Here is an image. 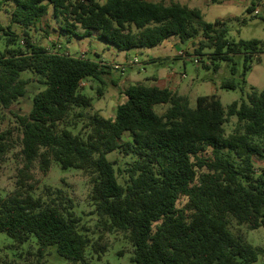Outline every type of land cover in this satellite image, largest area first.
<instances>
[{
	"label": "trees",
	"instance_id": "1",
	"mask_svg": "<svg viewBox=\"0 0 264 264\" xmlns=\"http://www.w3.org/2000/svg\"><path fill=\"white\" fill-rule=\"evenodd\" d=\"M7 2L15 7L12 23L20 25L23 45L14 48L20 35L11 25L0 24L6 37L0 52V108L10 109L26 96L30 81L22 78L23 72L35 73L46 88L34 96L29 114H15L23 167L16 190L0 196V233L17 246L35 237L39 262L52 247L69 264H87L89 247L106 252L105 245L80 227L81 217L62 190L57 191L62 204L34 195L35 167L47 174L57 163L89 176L90 199L101 226L108 233H123L133 247L134 264L256 263L260 249L235 234L231 222L251 231L264 228V171L257 173L254 162L255 157L264 159V90H253L247 100L234 101L228 109L216 95L200 96L193 108L186 96L140 83L125 91L127 102L110 119L93 111L94 100L81 86L83 81L101 80L107 66L51 51L31 32L51 16L62 35L84 39L96 34L120 51L203 34L197 54L212 50L208 56L215 64L234 62V56L243 53L245 73L264 44L230 42L227 21L208 23L200 9L177 2L3 0L0 13ZM236 87L233 81L223 83L226 89ZM161 105L168 106L163 114L157 111ZM232 117L237 126L228 135L225 125ZM15 130H0V170L17 146ZM127 133L130 139L123 141ZM208 150L211 155L206 157ZM117 151L129 159L124 169L108 158ZM182 198L187 202L179 207Z\"/></svg>",
	"mask_w": 264,
	"mask_h": 264
},
{
	"label": "rangeland",
	"instance_id": "2",
	"mask_svg": "<svg viewBox=\"0 0 264 264\" xmlns=\"http://www.w3.org/2000/svg\"><path fill=\"white\" fill-rule=\"evenodd\" d=\"M151 1L164 2L167 5L177 2L190 8L200 9L204 20L208 23H214L217 20L227 21L229 23L227 38L230 42L259 40L264 44V15L262 13L256 16L254 12H248L252 2L255 3L254 8L258 6V0H218L215 3L212 0ZM14 8L12 3L4 4L3 11L0 13V24L4 27L11 25L12 29L20 35L18 45L14 46L17 48L23 45V35L20 25L12 23ZM37 27L38 29H32L31 33L36 36V41L49 50L85 57L103 62V65L107 66L106 74L101 76V80H92V86L86 81L82 86L83 93L94 100L93 111H99L107 118H112L110 116L121 104L122 89L126 87L125 85L134 86L140 83L151 85V77L171 76L178 84L176 90L180 95L189 98L193 108L197 106V99L200 96L216 95L225 109H228L234 101L247 100L248 94L253 90H264V47L260 53L253 55L249 63L250 69L245 73V54L243 53L235 55L234 62L220 60L215 64H212L208 56L212 50L206 49L202 51L203 55L197 54L196 50L204 38L203 34L186 41L172 37L154 48L120 51L96 36L78 39L68 34L62 35L59 24L51 16L43 18ZM5 48L6 37L2 32L0 33V52ZM195 57L202 58L200 63H195ZM116 65L124 67L125 71L117 70ZM22 78L30 81L26 96L15 102L10 109L0 108V130L16 129L17 142L16 148L7 154L0 170V196L4 198L16 190L19 170L23 167V159L20 155L22 149L19 139L20 131L15 114H29L33 108L34 96L46 88L38 82L39 77L31 71L23 72ZM226 81H233L237 85L236 89L223 88V83ZM167 107V105L158 106V113L163 114ZM81 126V124L78 126L76 132ZM236 126L237 118H230L225 125L227 134L233 133ZM129 139L130 135L125 134L123 141ZM204 155L210 156L211 150ZM108 158L110 161H116V167L120 169H124L126 161L129 160L118 151L109 154ZM254 162L257 173L264 171L263 158L255 157ZM34 177L36 188L33 193L36 197H41L46 202L52 198L57 204H62L64 201L59 199L57 194L58 190H62V196L73 201L75 215L81 217L80 227L87 231L86 233L94 242L107 247L106 252L100 253L94 252L89 247L86 251L87 264H134L132 262L133 247L124 239L123 233H108L101 226L95 214V206L90 199L93 184L84 171L73 168L63 169L54 163L47 174L42 173L36 166ZM186 202L187 199L182 198L178 203L179 207L185 206ZM231 230L235 234L243 235L250 244L260 249L259 260L254 264H264V228L251 231L247 226H239L232 220ZM36 252L35 237H32L30 242L17 246L10 236L0 233V261L7 260L11 264H69L67 259L58 254L56 247H52L48 256L40 262Z\"/></svg>",
	"mask_w": 264,
	"mask_h": 264
},
{
	"label": "crops",
	"instance_id": "3",
	"mask_svg": "<svg viewBox=\"0 0 264 264\" xmlns=\"http://www.w3.org/2000/svg\"><path fill=\"white\" fill-rule=\"evenodd\" d=\"M149 1H151V0H149ZM259 1V3H258V6L256 7V8H254V11L255 10H259L260 12H261V14L260 15H262V13H263V15H264V0H258ZM153 2H155V1H153ZM252 3H254V2H252ZM253 11V12H254ZM94 36H96L97 37V35L96 34H94ZM102 64H103V62H102ZM130 77V76H129ZM130 78H128V80H129ZM151 85H147V86H150V87H154V86H156V87H159V88H162V89H169V90H171L172 92H175V93H178L179 94V92L176 90L177 88H178V84L176 83V82H174L173 81V78L171 77V76H167L166 78L165 77H162V78H156V77H151ZM89 83V85L90 86H92L93 85V82L91 81H89L88 82ZM146 85V84H145ZM126 87L125 88H123L122 89V101H121V104H124V103H126L127 102V97H126V95H125V91L130 87V86H128V85H125ZM121 104H119V105H121ZM118 105V106H119ZM117 106V107H118ZM117 109V108H116ZM115 109V111H114V114L113 115H111L110 117H112V118H110V119H113L114 117H115V115H116V110ZM103 116H104V114L103 113H101ZM104 117H106V116H104ZM107 118V117H106Z\"/></svg>",
	"mask_w": 264,
	"mask_h": 264
},
{
	"label": "built area",
	"instance_id": "4",
	"mask_svg": "<svg viewBox=\"0 0 264 264\" xmlns=\"http://www.w3.org/2000/svg\"><path fill=\"white\" fill-rule=\"evenodd\" d=\"M260 14H261V12H260L259 10H255V11H254V15H256V16H259ZM200 60H202V58H200V57H195V63H200ZM135 62L137 63V60H135ZM115 68H116L117 70L122 69L123 71H125V68H124V67H121V66H119V65H116ZM85 82H86V81H83L82 84H81V86L85 85Z\"/></svg>",
	"mask_w": 264,
	"mask_h": 264
}]
</instances>
